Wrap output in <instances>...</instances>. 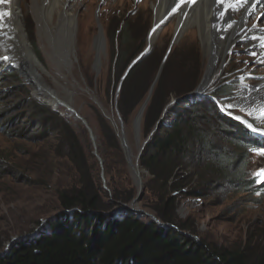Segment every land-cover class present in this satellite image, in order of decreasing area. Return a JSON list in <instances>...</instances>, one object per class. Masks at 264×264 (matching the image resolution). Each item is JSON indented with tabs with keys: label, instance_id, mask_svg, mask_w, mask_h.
<instances>
[{
	"label": "rangeland",
	"instance_id": "obj_1",
	"mask_svg": "<svg viewBox=\"0 0 264 264\" xmlns=\"http://www.w3.org/2000/svg\"><path fill=\"white\" fill-rule=\"evenodd\" d=\"M67 1L76 4V0ZM30 4L31 0H19L17 8L20 11L19 19L24 26L25 38L35 52L40 66L34 64L29 55H25L29 71L26 72L27 70L20 68L21 61L11 52L12 44H9V41L12 38H7L9 31L1 25L0 32L3 36L0 38V57L8 58L4 59V62L7 65H12V68L15 69L12 74H16L19 82L28 90L32 99L57 112L69 122L75 133L81 134V139L86 142L83 144L86 147L87 165L91 167L94 175L100 176L101 168L93 154L92 142L86 128L76 118L75 112L84 118L95 136L98 155L101 157L104 153L109 163V177L108 172L103 174L107 189L101 182L102 187L109 194L112 193L113 188L124 194L131 190L137 194L138 187L129 165H127L128 167L124 166L121 155L114 148H101L97 117L100 115L104 117L116 131L119 141L123 133L131 160L134 161L142 142L150 134L151 139L156 129L153 128L154 130L147 135V127L143 125V121L146 105L158 78L162 76L166 81L168 78L172 80L176 76H182L187 81H193L197 80L202 71L199 84L205 77L209 59H207L204 47L198 37V26L191 23L193 20L190 19L191 22L188 20L184 23L175 37L179 18L184 17L182 15L180 17L179 12L170 10L168 17L162 19L164 26L152 41L153 55L145 64V70L142 73V79L154 77L150 85L151 93L141 113L139 110L149 93L138 107L128 114H124L120 111L117 101L119 87L122 83L120 81L118 83V79L125 60L121 61L119 55H116V44L114 38L112 39L114 36L112 25L121 18L124 23L130 18L136 30V45L138 47V38L144 35L146 29L155 19L152 0H78L74 10L76 23L73 28L74 35L76 38L78 35V38L73 40L69 56H67L68 50L65 49L61 40L46 36L48 40L41 41L43 37L39 36ZM6 9L1 8L0 13L3 10L5 14H8L10 7ZM234 14L236 18L241 15L240 11L234 12ZM255 16V13L251 12L247 16L243 14L239 19L253 20ZM257 17L260 19L258 20ZM257 17L253 20V24L261 22L264 15L260 14ZM12 22L15 25L13 19ZM56 22L55 14L53 23ZM190 29L194 31H190ZM99 33L104 34V42L103 44L100 42V45L97 46L95 36ZM1 41L4 43L2 44ZM22 45L21 41L20 46ZM167 51L168 54L164 59ZM256 51L240 43L236 48H233L231 54L226 53L223 58L215 59L218 70L220 71L219 67L223 69L221 78L215 83L221 81L231 83L229 88L234 90L232 95L242 92V88L245 87L243 90L245 95L230 97L225 107L233 114H243L245 118H253L259 125L263 124L261 126H264V118H256L259 115L258 112L248 115L252 107L256 105L255 108H258L261 101H264V98L258 94H253L254 91H264V57L258 55L259 53ZM251 52H255L256 55L252 56ZM55 54L57 57L54 56ZM65 59L70 61L69 67L60 64L59 61ZM224 61H226L225 65L222 66ZM30 67L33 71L30 70ZM155 68L157 71L154 70ZM163 68L166 70L164 71ZM6 86H8L7 81ZM221 86L226 87L225 84ZM46 87L52 90L53 94L51 95L56 97L53 98V104L47 101L52 98L46 91ZM5 89L4 84H0V113L8 110V115L12 116L20 111L21 107L17 105L18 96L9 94ZM213 89L210 87L209 92ZM36 91L37 94L34 93ZM173 98L175 96H171L169 99ZM232 104L236 106L228 107ZM242 108L244 111H241ZM139 114H141L140 119L137 121ZM18 123L19 121L11 123L12 125L8 123L5 128L4 124L0 125V156L7 155L2 160L0 168V243L6 235L20 236L47 230L54 218L61 214L57 199L58 189L77 184L79 178L78 170L65 155L67 152L64 147H57L55 136L49 134L33 139L28 133L23 138L16 137L15 140H7L5 133L10 127H17ZM47 132L51 133L52 127L47 126ZM122 153L126 161L124 150ZM251 164H253L252 172L255 170L260 173L261 170H264V151L259 150L258 156L254 157V163L251 162ZM14 165L24 172V174L22 172L23 177H19ZM140 168L143 171L141 175L143 193L141 200L133 206L134 208L148 209L150 203L154 201L151 192L145 189L146 181L150 176L144 168L141 166ZM259 176L260 180L263 179L262 175ZM108 182L111 184L110 188ZM178 200L176 222L187 223L194 231L187 234L193 236L197 241L205 240L217 245L234 247L242 245L245 239L250 236L264 240V192L256 196H249L238 192L219 195L215 191L213 195L205 199L190 194L180 195ZM122 205L118 204L114 210ZM127 205L130 206V203ZM44 220H46L45 223L41 224Z\"/></svg>",
	"mask_w": 264,
	"mask_h": 264
},
{
	"label": "trees",
	"instance_id": "obj_2",
	"mask_svg": "<svg viewBox=\"0 0 264 264\" xmlns=\"http://www.w3.org/2000/svg\"><path fill=\"white\" fill-rule=\"evenodd\" d=\"M131 22L129 18L124 23L121 18L112 25L116 55L125 60L118 79L122 83L117 101L124 114L142 103L154 78L142 79L153 47L121 81L129 62L146 44L147 29L138 38L137 47L136 30ZM201 75L202 71L193 81L182 76L165 81L160 76L146 105L143 121L146 134L160 122L139 158L140 166L150 176L145 189L154 198L149 208L143 209L159 223L142 214L113 212L118 204L132 201L136 196L134 190L124 194L113 188L109 194L102 187L100 176L94 175L87 165L83 144L86 142L81 134L75 133L57 112L32 99L16 74L2 71L1 67L0 84H4L9 94L18 96L17 105L21 107L12 116L8 110L0 113V125L4 124V128L19 121L17 127H10L5 133L7 140L23 138L28 133L33 139L55 136L57 147H64L79 178L77 184L58 189L61 214L49 228L14 242L0 254V264H264L262 238L250 236L234 247L217 245L183 235L194 231L187 223L176 222L180 195L193 194L205 199L215 191L219 195L238 192L249 196L264 192V179L260 181L258 172L251 170L253 153L258 149L257 137L246 130L240 119L220 109L219 104L226 100L212 98L226 96L225 87L213 89L211 97L187 96L198 85ZM171 96L179 102L167 106ZM96 121L101 148H114L128 167L116 131L101 115ZM47 126L52 127L51 133L47 132ZM6 156H0V168ZM101 159L103 174L108 172L109 177L104 153ZM13 167L23 177V171L17 165ZM11 237L3 238L0 253Z\"/></svg>",
	"mask_w": 264,
	"mask_h": 264
},
{
	"label": "bare ground",
	"instance_id": "obj_3",
	"mask_svg": "<svg viewBox=\"0 0 264 264\" xmlns=\"http://www.w3.org/2000/svg\"><path fill=\"white\" fill-rule=\"evenodd\" d=\"M18 1L19 0H3V2L0 3V8H3V10H7L6 8L10 7L8 17H6L5 15H1L2 17L0 19V25L8 29L9 36H7V38H12L9 41V44H12L11 52H13V55L17 56L21 61L20 68H22L23 70H27L26 72H28L29 70L27 69L24 58L25 55H29L32 62H34V64H36L37 66H40V64L38 58L34 54L35 52L25 38L26 36L24 26L19 19L20 11L17 8ZM152 2L155 22L162 20L165 16L170 14L169 11L173 10L174 8H176V11L180 13V17L183 14L182 16L184 18H179L180 20L178 21L179 23L176 28V35H178L181 26L188 20L190 21V19L193 20L192 22L190 21L191 23H195L198 26V37L202 43V46L204 47L207 59H209V64L207 65V70L204 77L205 84H207L211 80V78H213L216 72H219L218 67H216L215 59L219 60L223 58L229 50L230 46L236 48L238 44L243 43L249 49H253L254 51L260 50V55L264 54V47L258 46L256 44L257 40L250 39V37L256 34H258V36L264 35V32H259V30L264 29V17L261 22L253 24V20H255L260 13H264V0H249V3L245 6V9L240 10L241 15H239V18L243 14H246L247 16L252 12L256 14L253 20H250L249 18H236L234 12L231 11H229L225 15L224 20H221L219 14L221 11H223V6L217 4L216 0H184L183 4H180V0H152ZM75 3L77 4L78 0H76ZM76 4L70 3L67 0H31L30 4V10L34 16L39 36L43 37L41 38V41H47L48 39L46 36L61 40V42H63L64 44L65 49L68 50L67 56L70 55V52L72 50L73 40L78 38V35L77 38L76 35H74L73 29L76 23L74 17ZM177 4H180L179 8H177ZM253 5H255L254 10ZM55 14L57 22L53 23V15ZM12 19L15 22V25L12 22ZM227 23H232V27L225 31L224 27ZM253 25H256V27L253 28ZM190 31L194 30L190 29ZM153 38H155V35L153 36ZM95 40L97 46L100 45V42H102L103 44L104 34H97L95 36ZM21 41L23 42L22 46H20ZM54 56L57 57L56 54ZM59 62L60 64H63V66H70V61H67V59H65L64 61L61 60ZM31 68L32 67H30V70L33 71ZM219 68L220 70L222 69L221 67ZM34 73L36 74V72ZM34 87L35 90H37L36 86ZM46 88V91L50 93V95L53 94L52 90H50L48 87ZM34 93L37 94V91ZM256 94H258L261 98H264V91L256 92ZM51 98L52 100L47 101L53 104V98L56 97L51 95ZM250 100H252L251 97ZM140 115L141 114L137 116V121H139ZM131 162L133 165V170L138 174L141 180L143 171L138 164L137 157H135L134 161L131 160Z\"/></svg>",
	"mask_w": 264,
	"mask_h": 264
},
{
	"label": "water",
	"instance_id": "obj_4",
	"mask_svg": "<svg viewBox=\"0 0 264 264\" xmlns=\"http://www.w3.org/2000/svg\"><path fill=\"white\" fill-rule=\"evenodd\" d=\"M150 43H151V40H150V38H149V39H148V44H147L146 48H145L140 54H138V55L132 60V62L130 63L129 67L127 68L126 72L124 73L123 78H124V76L129 72V70L131 69V67H132L135 63H137V62L143 57L144 54L147 53V51H148L149 48H150ZM210 81L212 82V78H211ZM210 81H209L207 84H205V79H204V77H203V78H202V81H200V83L196 86V88H195V89L193 90V92L190 93V94H195V95H205L206 92H207V90H208V86L211 84ZM150 91H151V89H150L149 92H148L149 94H148L147 98L145 99V101H144L143 104L141 105V108H140V110H139V113L142 112V109H143L144 105L146 104V102H147V100H148V98H149V95H150V93H151ZM178 102H179V100H177V99H173V100H171V101L167 104V106L170 105V104H172V103H178ZM75 116H76V118H77L78 120H80L81 124L86 128V130H87V132H88L89 138H90V140H91V142H92V146H93V148H94V150H93V154L96 156V158H97V160H98V163H99V165H100V168H101V172H100V180H101V182L103 183V187H104L105 189H107V185L105 184V179H104V177H103V161H102L101 157H100V156L98 155V153H97V147H96V143H95V136L93 135L92 129H91V127L87 124V122L84 120V118H82L81 116H79V115H77V114H75ZM159 122H160V121H157V123H156L154 129L157 127V125H158ZM154 129H153V130H154ZM155 130H156V129H155ZM155 130H154V131H155ZM150 136H151V134L148 135V137L142 142V144H141V146H140L139 153H138V155H137V159H138L139 156L142 154V150H143L144 146L148 143V141H149V139H150ZM120 143H121V146H122V148H123V150H124L125 157H126V161H127L128 165H129V167L131 168L132 173L134 174L135 182H136V184H137V187H138L137 189H138V190H137V194H136V196H135V197L132 199V201L130 202V206H128V205H126V204H123V205L120 206L117 210H114L113 212H119V211H121V210H122V211H129V212L132 213V214L135 213L136 215H141V214H142V215H145V216H149L150 218H152V219H154L155 221L159 222L158 219H157L153 214H150V213H148L147 211H145V210H143V209H140V208H134V206H133L135 203H138V202L141 200V198H142L143 185H142V182H141V180H140L138 174L133 170V165H132V162H131V159H130V155H129V153H128V149H127V146H126V143H125L124 137H123V133H122V135H121V137H120ZM45 221H46V220H44L41 224H44ZM159 223H160V222H159ZM170 226H171V225H170ZM37 230H38V229H37ZM36 232H37V231L32 232V233H29V234H23V235H20V236H12L11 239H10V241H8V242L5 244L4 251H3L2 253H0V254H4V253L10 248V246H11L14 242L19 241V240H21V239H25L26 237H32V236L38 234V233H36ZM183 235L190 236V237L194 238L193 236H191L190 234H187V233H183ZM194 239H195V238H194Z\"/></svg>",
	"mask_w": 264,
	"mask_h": 264
},
{
	"label": "clouds",
	"instance_id": "obj_5",
	"mask_svg": "<svg viewBox=\"0 0 264 264\" xmlns=\"http://www.w3.org/2000/svg\"><path fill=\"white\" fill-rule=\"evenodd\" d=\"M1 9V8H0ZM173 11V10H172ZM175 12H178V11H175ZM237 13H238V11H237ZM1 15H6V16H8V14L6 13H4V11L2 10V12L0 13V16ZM183 15V14H182ZM168 16V15H167ZM167 16H165V17H167ZM164 17V18H165ZM124 18H126V17H124ZM164 26V23L162 22V20H159V21H156L155 22V20H153V23L151 24V26L149 25V27L147 28V33H146V44H145V47L143 48V50L146 48V46H147V44H148V39L150 38V40H151V43H150V48H149V50L147 51V53L146 54H144L143 55V57H145L149 52H150V50L154 47L153 45H152V41L154 40V38H153V36L155 35V37H156V35H157V33H158V31L161 29V27H163ZM1 30V29H0ZM3 36V34L0 32V38ZM177 35H176V31H175V37H176ZM254 36H258V34H256V35H254ZM1 43L3 44L4 43V41H1ZM257 45H259V42L257 41V43H256ZM233 46H230V48H229V50L227 51V54H231L232 53V51H233ZM170 49V48H169ZM142 50V51H143ZM141 51V52H142ZM141 52H139L138 54H140ZM257 53H259L258 55H260V50H258L257 51ZM137 54V55H138ZM168 54V51L165 53V55H164V59H165V57H166V55ZM136 55V56H137ZM135 56V57H136ZM260 56H262V57H264V54H262V55H260ZM134 57V58H135ZM142 57V58H143ZM133 58V59H134ZM141 58V59H142ZM227 58H228V55H227ZM132 59V60H133ZM140 59V60H141ZM132 60L129 62V64H128V66H127V68L129 67V65H130V63L132 62ZM139 60V61H140ZM138 61V62H139ZM227 61V60H226ZM226 61H224L223 62V65L222 66H224L225 65V62ZM137 62V63H138ZM137 63H135V64H137ZM134 64V65H135ZM133 65V66H134ZM132 66V67H133ZM2 67V71H6V72H8V73H11L13 70H15V69H13L12 68V65H7L5 62H4V58H3V56L2 57H0V68ZM132 67H131V69H132ZM127 68H126V70H127ZM130 69V70H131ZM126 70H125V72H126ZM129 70V71H130ZM124 72V73H125ZM222 72H223V69L222 70H220L219 72H217L214 76H213V78H212V82H211V84L208 86V90H207V92H206V94L205 95H209L210 96V92H209V89H210V87H212V88H214V90L215 89H221V88H224L223 86H221V85H224L225 84V92H227L228 91V94L226 95V96H221L220 98H218V97H213L212 96V98L215 100V101H218V99H223V100H226V102L224 103V104H222V103H220L219 104V107H220V109L226 114V115H228V116H231V117H235V118H237V117H239V119L242 121V123H244L245 124V127H246V130L247 131H249L250 133H252L255 137H257V145H258V149L253 153V163H254V157L255 156H258V152H259V150H264V126H261V125H263V124H261V125H259L253 118H249V119H247V118H245L244 117V115L243 114H238V113H235V114H233L232 112H230L228 109H226V107L225 106H227V102L229 101V99H230V97H235V96H241V95H245V93L243 92V90H244V88L245 87H243L242 88V92H240V93H238L237 95H232V93L234 92V90L232 89V88H229V85H231V83H229L228 81H221V82H217V84L215 83L217 80H219L220 78H221V75H222ZM129 73V72H128ZM127 73V74H128ZM126 74V75H127ZM124 75V74H123ZM125 75V76H126ZM124 76V77H125ZM124 78H123V76H122V78H121V81L123 80ZM216 84V85H215ZM196 88V87H195ZM229 88V89H228ZM193 92V91H192ZM192 92H190V93H192ZM209 92V93H208ZM256 92H259V91H254L253 92V94H256ZM188 94L187 96H193V95H195V94ZM197 96H204V95H197ZM211 97V96H210ZM256 106V105H255ZM255 106L254 107H252V108H255ZM248 124H251L252 125V128H249L248 127ZM253 128L254 129H256L255 131H253ZM252 166H253V164H252ZM264 179V178H263ZM259 180H260V177H259ZM262 180V179H261ZM260 180V181H261Z\"/></svg>",
	"mask_w": 264,
	"mask_h": 264
},
{
	"label": "snow or ice",
	"instance_id": "obj_6",
	"mask_svg": "<svg viewBox=\"0 0 264 264\" xmlns=\"http://www.w3.org/2000/svg\"><path fill=\"white\" fill-rule=\"evenodd\" d=\"M3 0H0V3H2ZM184 0H180V4H183ZM216 3L219 5L223 6V11L220 12V19L224 20L225 15L231 11V12H237L240 11L241 9H245V6L249 3V0H216ZM180 4H177V8L180 7ZM255 5H253V10H254ZM177 9L174 8L173 12H175ZM261 15H264V13H262ZM257 19L259 20L260 17H257ZM234 23V22H232ZM232 23H227L224 27V30L227 31L229 28L232 27ZM253 28L256 27V25L252 26ZM220 30V29H218ZM262 32H264V29L261 30ZM250 39L252 40H257L259 41V45L260 47H264V35L262 36H252L250 37ZM252 56H255L256 53L255 52H251L250 53ZM5 60H7V57H4ZM236 105L232 104L229 105L228 107H235ZM241 111H244V109L242 108ZM258 112V116L256 118H264V101H261L260 105L258 108H252L249 112L248 115H254L255 113ZM237 119H239V117H237ZM249 128H252L251 124H248ZM256 129L253 128V131H255ZM264 151V150H262ZM257 175H262V178H264V170H261L260 173H257Z\"/></svg>",
	"mask_w": 264,
	"mask_h": 264
}]
</instances>
